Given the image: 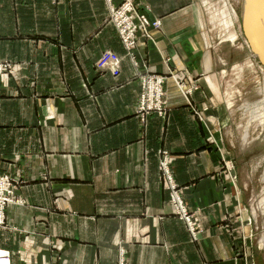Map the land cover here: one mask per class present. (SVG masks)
Returning a JSON list of instances; mask_svg holds the SVG:
<instances>
[{
	"label": "crops",
	"instance_id": "1",
	"mask_svg": "<svg viewBox=\"0 0 264 264\" xmlns=\"http://www.w3.org/2000/svg\"><path fill=\"white\" fill-rule=\"evenodd\" d=\"M139 1L162 26L157 46L141 39L138 69L187 70L194 101L214 107L218 60L195 0ZM108 12L106 0H0V56L15 63L1 82L0 173H17L24 201L8 206L0 249L11 264H241L220 152L172 79L167 116L137 113L136 67ZM106 49L124 57L119 75L96 72ZM161 150L201 209L197 240L162 185Z\"/></svg>",
	"mask_w": 264,
	"mask_h": 264
},
{
	"label": "rangeland",
	"instance_id": "2",
	"mask_svg": "<svg viewBox=\"0 0 264 264\" xmlns=\"http://www.w3.org/2000/svg\"><path fill=\"white\" fill-rule=\"evenodd\" d=\"M106 1L109 12L104 23L116 29L126 51L124 57L129 58L136 67L135 76L140 87L137 113L142 117H149L151 114L167 116L169 110L167 84L170 79L173 80L192 116L205 127L208 145L220 152L221 173L228 180L236 201V208L230 211L231 215L228 217L235 215L230 218L233 224L231 226L233 229L230 231L235 236L238 246L237 256H240L241 264H264V63L251 47L247 31L245 32V1L195 0L208 44L215 51L218 60L219 79L218 85L214 88L218 95L214 99V107L206 104L200 106L194 101V92L200 85L189 71L176 72L169 68L167 74H161L149 72L147 64L138 69L141 62L138 59L141 39L147 44L157 46L158 38L155 31H159L162 26L160 28L154 26L155 20L162 19L153 17L149 3L121 0L118 4H114L112 0ZM127 22H131L136 27L135 44L129 46V50L122 40V31L128 33V30L122 29ZM106 53L117 52L112 49L102 51L94 65L97 73L112 71V66L102 68L101 59ZM118 55L122 58L121 65L124 57ZM166 58H163L164 62H168ZM14 72L15 63L0 56V100L2 77L4 75L13 77ZM149 74L156 83L149 78ZM158 80L162 83L161 88L158 86ZM143 95L148 101L144 104ZM260 96H263L261 97L263 102L260 103L262 109L258 111L255 110L257 107L255 100ZM140 109L141 113L138 112ZM207 111H210L208 115ZM158 163L162 185L169 192L173 211L186 223L189 232L191 226L197 230V238H194L190 232L192 239L197 240L203 230L197 218L201 209H192L187 205L184 187L176 179L173 156L168 150L160 151ZM14 173H0V179H8V190L2 192V195H6L7 201L0 206V212L2 208L5 209L6 224L8 206L24 202L17 194L22 180L17 177V173ZM16 179L19 184L15 183ZM171 186H176L181 193L180 205L174 202L175 194L167 189ZM13 189L17 198L8 202L14 196ZM9 259L11 264V253Z\"/></svg>",
	"mask_w": 264,
	"mask_h": 264
},
{
	"label": "built area",
	"instance_id": "3",
	"mask_svg": "<svg viewBox=\"0 0 264 264\" xmlns=\"http://www.w3.org/2000/svg\"><path fill=\"white\" fill-rule=\"evenodd\" d=\"M123 13H120V15H122ZM155 27H158L160 28V26L162 25L161 23V20L157 19L155 20ZM122 29H126L128 30V33H125L122 31V36H123V42L126 43L127 45V49L129 50V46H132L133 44H135V38H136V27L134 25H132L131 22H127L125 26H122ZM139 29V28H138ZM124 43V44H125ZM121 60L122 58L117 54V53H106L102 59H101V63H102V68H106L108 66H112V73L115 74V75H119L118 73H120V69H119V66H120V63H121ZM106 65V67H105ZM3 66V64H2ZM6 71V70H4ZM149 78L154 82L156 83L152 78H151V75L149 74ZM161 82L160 80H158V86L161 88ZM142 102L143 104L145 102H148L146 100V97L143 95L142 96ZM144 108V107H143ZM138 112L141 113V109L138 110ZM17 180V179H16ZM15 183H18L19 184V181H15ZM167 189H169L170 191H172L175 195H174V198H175V203H179V205L181 204V193L178 191L177 187L176 186H171V187H168ZM177 189V190H176ZM8 190V179L6 178L5 179H0V206L7 201V198H6V195H2V192H5ZM13 197L8 200V202H11L15 199V197L17 198L16 196V193H15V189H13ZM180 200V201H179ZM18 201V200H17ZM7 202V203H8ZM6 203V204H7ZM5 209L2 208V212H0V217L2 216V222H0V228H4L7 226L6 222H5V216H4V211ZM2 224V225H1ZM191 234L194 238H197V230H195L192 226H191ZM9 254L10 252L7 251V250H3V249H0V261H2V264H10V259H9Z\"/></svg>",
	"mask_w": 264,
	"mask_h": 264
},
{
	"label": "water",
	"instance_id": "4",
	"mask_svg": "<svg viewBox=\"0 0 264 264\" xmlns=\"http://www.w3.org/2000/svg\"><path fill=\"white\" fill-rule=\"evenodd\" d=\"M244 1H245V11H244L245 32L247 31L248 17H252L254 20L258 22L259 36L264 41V31L262 30L263 29L262 25H264V0H244ZM247 37L251 47L259 55L260 59L264 63V54H262L259 47L256 45V43L252 41V39L248 36V34Z\"/></svg>",
	"mask_w": 264,
	"mask_h": 264
},
{
	"label": "bare ground",
	"instance_id": "5",
	"mask_svg": "<svg viewBox=\"0 0 264 264\" xmlns=\"http://www.w3.org/2000/svg\"><path fill=\"white\" fill-rule=\"evenodd\" d=\"M259 26H258V22L256 21V20H254L252 17H248V24H247V34H248V36L252 39V41L254 42V43H256V45L259 47V49H260V51L262 52V54H264V41L260 38V36H259ZM262 30L264 31V25H262ZM261 30V31H262ZM256 54V53H255ZM254 54V55H255ZM106 66V65H105ZM263 88H264V86H263ZM261 91H262V88H261ZM264 92V91H263ZM262 93V92H261ZM261 93H258V94H261ZM264 96V95H263ZM263 96H260L259 97V99L257 100H255V105H257V107H255L256 109L255 110H257L258 109V111L260 110V109H262L261 108V101H262V99H261V97H263ZM260 100V101H259ZM264 101V100H263ZM262 101V102H263ZM259 102V103H258ZM264 103V102H263ZM255 112V111H254ZM264 117V116H263ZM0 264H2V261H0Z\"/></svg>",
	"mask_w": 264,
	"mask_h": 264
}]
</instances>
